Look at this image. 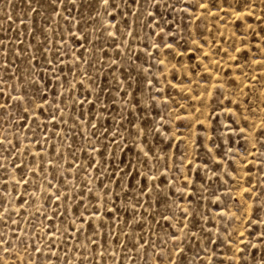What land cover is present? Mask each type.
Instances as JSON below:
<instances>
[{
    "label": "rangeland",
    "instance_id": "374dc122",
    "mask_svg": "<svg viewBox=\"0 0 264 264\" xmlns=\"http://www.w3.org/2000/svg\"><path fill=\"white\" fill-rule=\"evenodd\" d=\"M262 133L264 0H0V264H264Z\"/></svg>",
    "mask_w": 264,
    "mask_h": 264
},
{
    "label": "snow or ice",
    "instance_id": "6c2138e0",
    "mask_svg": "<svg viewBox=\"0 0 264 264\" xmlns=\"http://www.w3.org/2000/svg\"><path fill=\"white\" fill-rule=\"evenodd\" d=\"M105 2H107V0H105ZM204 7H206V5H203ZM262 134H264V133H262Z\"/></svg>",
    "mask_w": 264,
    "mask_h": 264
}]
</instances>
